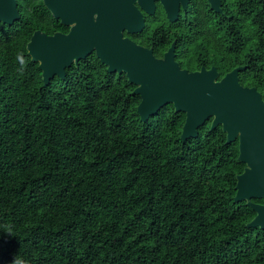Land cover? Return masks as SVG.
Wrapping results in <instances>:
<instances>
[{"label":"trees","instance_id":"1","mask_svg":"<svg viewBox=\"0 0 264 264\" xmlns=\"http://www.w3.org/2000/svg\"><path fill=\"white\" fill-rule=\"evenodd\" d=\"M220 4L218 14L190 0L170 23L157 3L124 36L158 59L175 41L189 72L246 66L241 85L262 92L264 0ZM17 8V21L0 23V264L17 254L28 264H264V230L245 227L254 213L233 200L238 141L211 119L182 141L185 114L172 104L141 122L134 87L94 53L43 87L25 45L35 30L67 27L41 0Z\"/></svg>","mask_w":264,"mask_h":264},{"label":"water","instance_id":"2","mask_svg":"<svg viewBox=\"0 0 264 264\" xmlns=\"http://www.w3.org/2000/svg\"><path fill=\"white\" fill-rule=\"evenodd\" d=\"M209 10L221 13L220 0H205ZM52 17L69 27L67 34L47 35L35 30L25 45L30 62L37 65L42 86L54 78L64 80L65 71L94 53L108 74L124 75L139 98L136 112L146 123L168 104L184 113L180 138H195L211 119L210 129L221 126L226 143L238 141L237 160L244 166L235 178V202L244 201L254 213L245 225L264 230V88L239 82L238 66L219 79L212 66L188 72L175 61L173 41L161 59L152 48L135 44L123 34L140 33L143 14L153 16L157 3L170 23L186 11L190 0H41ZM20 18L17 0H0V23L12 25ZM1 80V77H0Z\"/></svg>","mask_w":264,"mask_h":264},{"label":"clouds","instance_id":"3","mask_svg":"<svg viewBox=\"0 0 264 264\" xmlns=\"http://www.w3.org/2000/svg\"><path fill=\"white\" fill-rule=\"evenodd\" d=\"M15 63L19 65L16 71L20 75H23V72L28 64V60L25 58L23 53H17V55L15 56ZM7 231L9 235L12 234L10 227L7 229ZM10 264H28V261L22 255L17 254L12 257Z\"/></svg>","mask_w":264,"mask_h":264},{"label":"flooded vegetation","instance_id":"4","mask_svg":"<svg viewBox=\"0 0 264 264\" xmlns=\"http://www.w3.org/2000/svg\"><path fill=\"white\" fill-rule=\"evenodd\" d=\"M17 4H18V0H17ZM143 15H144V14H143ZM143 19H144V18H143ZM68 32H69V27H67V31L64 32V34H67ZM55 33H56V32H55ZM60 33H63V32H60ZM53 34H54V33H53ZM124 34H125V33H124ZM124 34H123V36H124ZM137 34H138V33H137ZM47 35H48V34H47ZM51 35H52V34H51ZM127 35H128V34H127ZM132 35H134V34H132ZM125 37H126V36H125ZM127 38H128V37H127ZM128 39H129V38H128ZM130 40H131V39H130ZM131 41H133V40H131ZM133 42H134V41H133ZM134 43H135V42H134ZM135 44H137V43H135ZM137 45H139V44H137ZM139 46H141V45H139ZM142 47H144V46H142ZM168 48H169V47H168ZM165 52H166V51H165ZM165 52H164V53H165ZM164 53H163V54H164ZM162 57H163V55H162ZM157 59H158V58H157ZM160 59H161V58H160ZM73 66H74V65H73ZM179 67H180V66H179ZM202 67H203V66H202ZM202 67H201V68H202ZM201 68H200V69H201ZM204 68H205V67H204ZM210 68H211V67H210ZM210 68H208V69H210ZM181 69H182V68H181ZM200 69H198V70H200ZM185 70H186V69H185ZM193 71H197V70H193ZM188 72H189V71H188ZM190 72H192V71H190ZM220 78H221V77H220ZM220 78H219V79H220ZM239 82H240V81H239ZM240 84H241V83H240ZM259 204H260V203H259ZM263 205H264V204H263Z\"/></svg>","mask_w":264,"mask_h":264}]
</instances>
